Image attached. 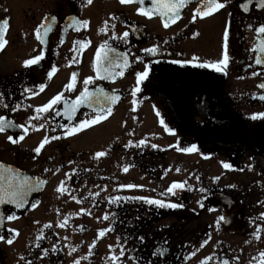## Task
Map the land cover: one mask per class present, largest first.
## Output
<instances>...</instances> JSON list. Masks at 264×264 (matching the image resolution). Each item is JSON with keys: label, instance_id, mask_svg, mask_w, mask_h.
<instances>
[{"label": "flooded vegetation", "instance_id": "obj_1", "mask_svg": "<svg viewBox=\"0 0 264 264\" xmlns=\"http://www.w3.org/2000/svg\"><path fill=\"white\" fill-rule=\"evenodd\" d=\"M221 2L227 5L224 9L193 23L192 13L199 6V0H192L182 10L181 18L165 29L158 15L148 19L137 14L139 5H121L119 0H93L90 5L86 0H0V22L8 19L10 23L5 37L8 44L0 51V93L3 94L0 116L8 117L17 125H27L29 117L35 114L34 109L63 91L71 74L77 72L76 90L64 91L66 98L74 100L84 88V79L96 76L95 54L105 42L115 48L117 53L127 54L129 61L128 67L113 69L115 72L123 71L122 76L95 79L88 85L92 92L103 88L109 94L115 92L120 97L113 105L112 115L100 124L64 137L59 125L72 127L73 121L63 115H55L57 108L61 113L64 111L63 104H60L48 113L41 114L43 119L33 121L36 125L44 124V128H29L25 139L19 144H11L7 137L23 135L21 129H8L0 133V162L48 182L42 192L31 197L30 205L36 203V208L42 205V196L50 183L46 168L64 170L65 177L70 176L66 177L68 183L73 184L77 178L76 170L90 163L101 164L108 159V156L96 159L95 153H113L114 144L104 150L102 148L106 146L102 150H80L73 142L76 143L82 133L110 124L112 119L121 121L122 135L117 139L126 138V145L129 141L138 144L143 137L150 138L153 134L158 135L159 139L164 136L177 138L181 148L184 145L197 146L198 151L189 153V157L196 160L188 168L182 162L171 168L164 166L167 157L173 155L183 158L184 153L175 147L168 150L158 146L148 152L142 146L126 147L123 150L124 159L129 160L130 150L138 152L137 158H131V163L139 174L127 179L126 183L121 181V184H116L115 193L110 196L160 199L161 194L152 197L146 193L148 187L145 182L161 181L162 176V179L170 178L167 188L173 182L185 184V188L177 190L176 195L169 193L172 203L182 204V208H157L142 201L110 203V197L105 204L98 203L96 198L91 200L89 218H98L100 213L109 215V220L99 229L112 228L113 231L107 234H114L121 240L125 248L123 263L200 264L205 257L211 256L213 259L209 264H218V258L220 261L228 259L230 264H258L252 258L259 257V253L264 251V220L261 219L264 213V120L251 119L254 114L264 113V100L259 99L264 95V89L257 87L264 83V66L255 64L258 53L251 51L257 44L256 30L264 25V10L258 9L254 0L249 12L241 8L248 0ZM144 7L151 8V1H146ZM45 16H55L57 23L46 38L47 44L40 45L34 29ZM70 16L90 23L80 31L73 28L65 30L70 23ZM112 16L116 19H110ZM106 20L108 28L105 33L101 30ZM226 25H230L227 75L211 67H193L194 63L211 64L222 59ZM126 31L129 32L127 41L121 39ZM114 35L117 37L115 40L112 39ZM76 40L90 43L80 50L77 61L72 63L73 57L77 56L72 51ZM156 46V56L144 51L145 48ZM41 49L44 50L45 59L39 65L24 68L23 61L38 55ZM110 55L114 56L115 53ZM193 57L198 59L193 60ZM173 60L180 63H172ZM53 65L59 70L48 79L47 73ZM144 71L148 72V76L137 83L138 74ZM40 84L46 85L43 92L39 91ZM137 87L140 91L133 96L132 92ZM33 92L38 94L33 95ZM133 100L136 101L135 105ZM4 104L8 107H4ZM16 105L20 106L19 109L13 110ZM146 108L155 115L159 113L161 129H141L146 120ZM120 109L123 114L119 112ZM139 109L141 114L136 112ZM85 113L89 117L93 114L91 108L81 107L75 117L76 122L83 119ZM167 129H171V132ZM103 131H99L101 136ZM46 135H59L62 138L51 141L33 159L35 153L32 150ZM222 162L232 164L234 170L224 169ZM125 166L129 167L127 173L130 174L132 171L128 162L122 164V169ZM172 168L175 175L170 177ZM216 177L220 179L216 180ZM136 181H143V184ZM130 184L143 187H121ZM200 189L205 191L201 192ZM59 199L60 202L65 201L64 198ZM201 203L203 208L200 207ZM97 204L110 210L95 209ZM30 205L21 213L11 206H5L2 212L15 213L19 219H23L25 214L32 216L38 210ZM53 206L56 205L50 207ZM71 212L51 209L45 210L44 214L46 218L52 219L69 217ZM220 216H225L227 223L222 222L217 229L216 221ZM17 220H5L3 227H0V236L5 238L0 240V264H17L16 261L27 264L28 260L33 264H74L64 262L66 249L69 248L66 241L51 242L45 238L37 241V236L26 251L24 249V252L15 253L18 257L11 261L9 249L12 248L14 252L17 250L19 235L10 233L8 229H12V224ZM167 220L172 223L163 227L161 224ZM257 225L262 226L259 240L254 236ZM139 237L144 238L143 242ZM7 239H12L13 243L9 245L5 242ZM205 241H208L207 244H204ZM37 243L40 247L36 246ZM94 243L92 250L95 253L102 252L104 241H99L97 237ZM76 244L70 245L75 248ZM54 246L56 251H53ZM160 250H163L162 256L154 255ZM192 252L196 253L194 257L191 256ZM72 254L77 260L81 257L76 252ZM236 257H239L238 261Z\"/></svg>", "mask_w": 264, "mask_h": 264}, {"label": "snow or ice", "instance_id": "obj_2", "mask_svg": "<svg viewBox=\"0 0 264 264\" xmlns=\"http://www.w3.org/2000/svg\"><path fill=\"white\" fill-rule=\"evenodd\" d=\"M87 4H92L93 0H86ZM146 0H119V3L121 5H132L137 4L139 7L137 8V14L147 17L148 19H152L154 15H158L161 20L163 21V27L167 29L170 24L175 23L177 20L181 18V13L184 8H186L189 4L192 3V0H151L152 7L151 8H145ZM253 3V0H248L247 3H244L241 5L242 11L249 12L250 5ZM255 6L260 9L264 10V0H254ZM226 3L221 2V0H199V6L196 7L192 13V22L195 23L197 19H205L208 17H211L212 15L216 14L220 10L224 9L226 7ZM110 19H116L115 16L110 17ZM68 20L70 23L66 26L67 28H73L76 31H80L81 28L88 26L90 23L87 20H80L76 16H70L68 17ZM57 23V18L55 16L49 17L45 16L43 17L42 22L34 29V35L35 38L39 41L40 45H46L47 44V37L49 36V33L53 30V25ZM10 27V23L8 19H4L2 22H0V51H3L5 46L8 44V40L5 38L7 30ZM114 27V26H113ZM229 27L230 25H226L225 31L223 33V56L222 59L216 61L215 63H194L193 67L198 68H208L211 67L216 72H221L224 75H227V69L229 67L230 63V57H229ZM108 28V21L106 20L104 22V28L101 31L107 32ZM198 35V33H197ZM129 36V32H124L121 39H124L127 41V37ZM256 36H257V44L253 46L251 51L253 53H258L255 56V64L264 66V25H260L258 29L256 30ZM112 39H117V37L114 35ZM63 41H61L62 43ZM90 41H84V40H76L74 42L72 51L77 53L76 57H73L72 63H75L77 61V58L79 56L80 50L85 47ZM144 51L152 56H156L158 54V46L151 47V48H145ZM111 53H115V55H110ZM45 59V53L44 50L41 49L38 55H35L29 59H26L23 61V67L24 68H31L32 66L39 65L43 60ZM198 58L193 57V60H197ZM95 72L96 76L92 77L89 76L86 79H84L83 84L84 88L80 92V94L74 99L70 100L64 96V91H72L74 92L76 90V83H77V77L78 73L73 72L70 76L69 82L64 86V90L54 95L46 104L36 107L34 109L35 114L29 117L27 125L20 124L17 125L12 120L8 119L6 116H0V133L6 132L8 129H21L23 131V135H19L17 138H14L12 135H9L7 137L8 141L13 144H19L21 141L25 139V136L29 132V128H32L34 130H39L44 128V124L36 125L32 123L33 121H36L38 119H43V116L41 114H46L50 110L54 108V106H58L60 104H63L64 111L63 113L60 112V110L57 108L55 110V115L60 116L63 115L67 120L73 121L72 127H65L64 125H59L60 128L63 129L64 137H69L76 135L82 131H85L87 129L92 128L95 125L100 124L102 121L107 120L110 115H112L113 112V105H115L119 100L120 97L115 94V92L109 94L106 92L103 88L98 89L96 92H92L89 90L88 85L94 82L95 79H107L111 76L115 75H123V71L115 72L113 69L117 68H126L129 66V61L127 58V54L125 53H117L115 48L109 47L107 42L100 45L99 49L96 51L95 54ZM172 63H180L179 61H171ZM58 68L56 66H52L50 71L47 73V78L51 79L53 75L58 72ZM259 73H253V75H258ZM148 76V72L144 71L138 74L137 76V83L144 80ZM258 88L264 89V83L258 84ZM46 88L45 84L39 85V91L43 92ZM25 91H32L31 89H25ZM140 89L137 87L133 90L132 95L135 96L136 93H138ZM38 93L33 92V95H37ZM259 99L264 100V95L260 96ZM3 101V94L0 93V102ZM133 105L136 104V101H132ZM4 107H8L7 104H4ZM19 105H16L15 109H19ZM31 107V106H30ZM81 107H88L92 109V115L89 117L88 113L84 114V118L76 122L75 117L77 113L79 112V109ZM135 111V107L132 109ZM159 115V113H157ZM251 119L257 120L261 119L264 120V113L254 114ZM161 124H163V121H161ZM166 127V126H165ZM55 130V129H53ZM169 132H171V129H167ZM131 135V133H130ZM62 137L57 136H44V138L41 140V142L38 144L37 147H35L32 151L35 153V156L33 159L38 157L41 154L42 149L45 148L47 144H49L53 140H59ZM130 146H147L146 140L141 139L137 145H132V142L129 141L125 147ZM152 148H157L158 146L156 144L151 145ZM172 147H175L177 151L183 152V153H193L198 151L196 145H192L191 147L187 148H181L179 144L174 145ZM107 153L105 151H98L95 153V158L99 159L101 157H105ZM205 159H208L207 156L204 157ZM222 166L224 169L228 170H234L232 164L230 163H224L222 162ZM242 170V169H241ZM51 171V169H45V172ZM90 171V170H86ZM123 171L127 173L129 171V167L125 166ZM179 171V170H177ZM216 180H219L220 177H216ZM47 181L40 178H33L32 176L23 174L19 169L9 166L3 162H0V205H11L16 209H24L25 207L29 206V200L28 197L36 191L40 190L41 185H46ZM121 187H126L128 189H134L137 187H143L138 186L134 184L130 185H122ZM185 188L184 183H177L173 182L170 187L167 188V193H170L172 195L177 194V190H182ZM192 190V189H188ZM56 191L60 194H64L68 191V189L64 186V181H61L59 186L57 187ZM201 192L205 191L204 189H200ZM96 196H99V193L95 194ZM73 199H76L73 197ZM120 201H127V202H135V201H142L143 203L149 205V206H155L157 208H163V209H178L182 208V204L177 203H170L165 202L161 199H152L149 197H143V196H133V197H123V196H117V197H110L109 202L110 203H119ZM77 203H82L81 200L77 199ZM31 208H35L37 206L36 203H33L30 205ZM203 204H200V207L203 208ZM81 212L87 213L88 215H91V212L87 209H81ZM19 217L15 215V213L12 214H5L4 212H0V227H3L5 220L7 221H13L17 220ZM99 219V218H98ZM103 220L108 221L109 215L105 213V215L102 217ZM261 219L264 220V213L261 214ZM69 217H65L63 222L59 224V227L64 228L68 223ZM227 223L225 216H220L216 221V228L219 229L221 223ZM39 223V222H37ZM51 224H45L44 228H51ZM261 225L256 226V230L254 232V236L257 240L260 239V233H261ZM83 226H81V231H83ZM10 233H14L15 235H19V232L15 229H8ZM113 231L112 228H105L100 229L98 231V237L103 238L106 233ZM43 231H41L36 239L37 241L43 239ZM211 237L209 236V239ZM5 238L3 236H0V240H4ZM66 239V237H65ZM140 241L143 242L144 238L139 237ZM9 245L13 243L12 239H7L5 241ZM208 241H205L204 244H207ZM119 243V238H118ZM37 247H40V244L37 243ZM204 245H201L203 247ZM95 247V243H93L90 246L89 251ZM110 252H114L113 246L109 245ZM53 251H56L55 246L53 247ZM72 251L75 252L76 249L72 248ZM45 255L47 254V250H44ZM163 250H160L159 253H154V255H163ZM196 253L192 252L191 256H195ZM125 256V248L123 246L119 249V255L113 254L109 257V259L112 261V264H120L121 260ZM135 259V257H132ZM21 259H24V257H21ZM213 258L211 256L205 257L203 260L200 261V264H209V262ZM237 261L239 260V257L235 258ZM253 260H257L258 264H264V251H261L259 253V257H253ZM27 264H33L31 260L27 261ZM74 264H81L80 260L74 261ZM218 264H230V261L228 259H223L222 261L218 258Z\"/></svg>", "mask_w": 264, "mask_h": 264}, {"label": "rangeland", "instance_id": "obj_3", "mask_svg": "<svg viewBox=\"0 0 264 264\" xmlns=\"http://www.w3.org/2000/svg\"><path fill=\"white\" fill-rule=\"evenodd\" d=\"M132 108V107H131ZM119 112L123 114V111L120 109ZM137 113H140V109L136 111ZM119 114V113H118ZM117 114V115H118ZM144 114L146 116L145 122L142 124L141 129L147 130V129H161L162 126L159 123L158 115H156L150 111L149 108H146L144 111ZM112 119L110 121V124H106L105 126L96 129V130H89L87 133H82V136L80 138H77V142H73L77 148H80V150H89V149H97V150H104L109 145H115L113 150V153H108L106 156H108V159L101 162V164H88L87 166L82 167L81 169L76 170L77 171V178L73 184H69L64 173V170H55L52 169L51 171H48L46 174L47 179H49L50 183L49 186L42 196V205L40 208H34L38 209L35 213L31 215L25 214L23 219L17 220L15 223L12 224V229L17 230L19 233L18 239H17V252L10 250L12 253L11 261H13L15 258L18 257L15 253H19L23 251L32 245L31 242H34L35 237L43 231V237L45 240H49L51 242L54 241H66L69 246L68 249H66V260L65 263H74L76 261V257L72 254L74 253L72 251V246L70 244L77 243L75 247L77 255H81L80 262L81 264H112V261L109 259V257L112 254L119 255V249L121 246H123L121 240L114 234H107L100 238L98 237V231L100 230V227H104L105 220L102 219L104 216V213L99 214L98 218H89L87 213L81 212V209H87L90 210L91 208V200L96 198L98 203L105 204L108 197H110L112 194L115 193V187L116 184H121V181L125 182L127 179L134 178L139 174L138 170L133 167L131 163V158H137L138 152L135 150H130V154L128 156V159H124L123 157V150L126 148V138H118L122 135V123L121 121H118ZM101 129H104L102 136L99 134V131ZM140 139L139 137H137ZM142 138V137H141ZM143 139L146 140L147 146H142V149H145L146 152L152 151L154 148L151 147L154 142H156V145L159 147H163L166 149H170L172 146L177 145L178 139L173 138L171 136H167L163 139H159L158 135H151L150 138L143 137ZM158 139V140H157ZM157 140V141H155ZM190 141L191 139H187ZM137 145V144H132ZM184 145V144H182ZM103 146H106L102 148ZM189 145H184V148ZM192 146V145H190ZM134 147V146H132ZM102 148V149H101ZM108 151V150H106ZM149 154V153H147ZM189 153H184L183 158L179 156H170L167 157L164 161V166L167 168H171V166L182 162V164L185 165V167H190L191 163L194 162L196 159H191L189 157ZM124 162H128L132 171L130 174L125 173L122 169V164ZM90 170V171H86ZM173 171V168H172ZM129 174V175H128ZM175 173H170V177L174 176ZM164 177V175H163ZM141 178L142 175H141ZM126 179V180H124ZM170 178L162 179L161 181L157 182H151L147 180L145 182V185L148 187V191L146 192L148 195L152 197H158L161 194V197H159L161 200H164L165 202L172 203V200L170 198L169 193H166L168 181ZM64 181V186L66 189H68L67 192L64 194H60L56 191L57 187L59 186L60 182ZM132 183V182H130ZM136 183H142L143 181H136ZM145 187V186H144ZM99 193V196H96L95 194ZM75 197L76 199H73ZM59 198H64L65 201H61ZM77 199L81 200L82 203H77ZM53 206L52 208L50 207ZM56 208V209H55ZM109 209L107 207H103L99 204L96 205L95 209ZM54 209V211L59 210H72L71 215L69 216V220L67 225L64 228L59 227V224L63 222L65 217H58V218H46L45 217V210H51ZM110 210V209H109ZM44 211V212H42ZM39 222V223H37ZM171 220H167L163 222L161 225L164 227L166 225L171 224ZM45 224H51V228H44ZM83 224V225H81ZM81 226H83V231H81ZM56 233V234H55ZM98 237V240L104 241V246L102 248V252L95 253L92 249L91 251L93 253L88 254L89 252V246L92 245L95 242V238ZM66 237V239H65ZM42 241V239H41ZM109 245L113 246L114 252H110ZM24 252V251H23ZM87 253V254H86ZM104 254V255H102ZM108 261V262H105ZM17 264H25L24 261H16ZM120 264H126L123 263L122 260ZM127 264H132L131 262H128Z\"/></svg>", "mask_w": 264, "mask_h": 264}, {"label": "water", "instance_id": "obj_4", "mask_svg": "<svg viewBox=\"0 0 264 264\" xmlns=\"http://www.w3.org/2000/svg\"><path fill=\"white\" fill-rule=\"evenodd\" d=\"M146 1H151V0H146ZM23 174H25V173H23ZM25 175H26V174H25ZM2 206H4V205H0V209H1Z\"/></svg>", "mask_w": 264, "mask_h": 264}]
</instances>
